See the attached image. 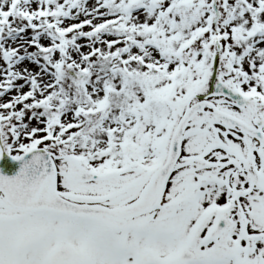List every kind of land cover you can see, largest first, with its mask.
I'll return each instance as SVG.
<instances>
[{"label":"snow or ice","instance_id":"snow-or-ice-1","mask_svg":"<svg viewBox=\"0 0 264 264\" xmlns=\"http://www.w3.org/2000/svg\"><path fill=\"white\" fill-rule=\"evenodd\" d=\"M0 264H264V0H0Z\"/></svg>","mask_w":264,"mask_h":264},{"label":"water","instance_id":"water-1","mask_svg":"<svg viewBox=\"0 0 264 264\" xmlns=\"http://www.w3.org/2000/svg\"><path fill=\"white\" fill-rule=\"evenodd\" d=\"M18 170H19V169L16 168V169H14V170H10L9 173H10L11 175H14V174H16V172H17Z\"/></svg>","mask_w":264,"mask_h":264}]
</instances>
